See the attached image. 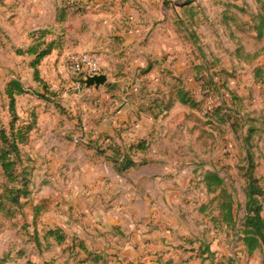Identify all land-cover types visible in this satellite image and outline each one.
<instances>
[{
  "label": "rangeland",
  "instance_id": "rangeland-1",
  "mask_svg": "<svg viewBox=\"0 0 264 264\" xmlns=\"http://www.w3.org/2000/svg\"><path fill=\"white\" fill-rule=\"evenodd\" d=\"M119 3L120 12L129 6V11L137 17L136 22L146 26L140 44L146 46L150 59L139 60L137 75L146 76L153 68L151 76L163 75L161 86L168 81L178 84L173 77L165 80L175 69L193 75L201 71L205 78H214L215 84L208 83L205 94H194L201 103L200 115H187L194 118L193 122L183 121V110L178 107L160 121V124L174 122L168 135L162 126L159 131L164 135L150 141L145 138L149 145L146 152L133 151V157L140 154L137 160L148 161L152 158L145 154H167L162 162L174 165L176 172L163 176L169 182L157 186L161 189L157 190L160 196L127 200L123 196L128 192L125 189L113 192L111 198L101 193L96 202L88 199L89 195L84 196L89 188L81 198L72 184L81 161L98 164L104 159V163L114 167L107 155L113 153L114 147L126 152L131 144L122 137V142L113 137L116 140L110 146L106 143L108 136L93 138L94 133L86 123L96 113L94 108L99 107L101 95L79 83L80 76L72 74L68 57L62 58L61 54L67 40L66 30L80 21L77 14L81 11L67 8L73 18L59 20L63 0H0V125L8 126L11 118L5 87L12 78L20 79L30 89L29 93L17 96L19 123L36 118L27 143L21 145L25 164L30 169L31 193L21 200L22 205L15 208L13 217L6 208L0 211V264H262V251L249 254L238 228L245 214L247 180L241 168L247 163L248 151L254 159V174L264 188V72L259 79L255 77L256 67H264V35L257 36L252 20L256 13L264 14V1L119 0ZM96 10L92 11L93 15ZM103 10L115 12L111 7ZM132 19L131 14L124 20ZM40 29H48L50 33L45 40H55L57 46L39 65L47 88L34 79L31 62L35 56L17 52L18 48L37 44ZM95 49L101 57V50ZM81 51L84 50L77 52ZM225 81L227 88L223 87ZM36 91L45 92L50 100L39 98ZM230 91L238 96V102ZM223 101L231 107L229 112L232 122L237 123L236 132L230 122L218 123L211 115L213 107ZM249 126L256 129L247 143ZM140 140L144 139L135 143ZM79 147L85 149L86 159L75 156ZM209 169L219 170L233 193L236 228L222 223L215 203L210 202L213 194L207 192L202 180ZM129 170L123 173L116 170L120 183L127 181L124 176ZM107 178L104 189L112 182V178ZM5 181L0 167V187ZM173 183L175 187L171 186ZM168 189L174 190L169 193ZM81 202L85 206L81 207ZM35 205L40 206L37 217H34ZM127 205L137 206L136 210L127 211L133 220V231L161 232L157 235L165 243L163 249L142 253L113 244L104 248L80 246L85 234L74 235L75 222L93 215L100 207L107 210L124 206L122 212H125ZM62 223L65 226L61 227ZM56 228L66 237L61 243L47 233ZM133 231L127 234L131 240Z\"/></svg>",
  "mask_w": 264,
  "mask_h": 264
},
{
  "label": "crops",
  "instance_id": "crops-1",
  "mask_svg": "<svg viewBox=\"0 0 264 264\" xmlns=\"http://www.w3.org/2000/svg\"><path fill=\"white\" fill-rule=\"evenodd\" d=\"M119 4V0H84L80 10L81 13L77 14L80 21L76 25L67 28L66 44L62 49V53H60L63 54L62 58L65 55L67 58L69 54L75 53V51L96 50L95 47L101 50L103 72L108 73L109 83L98 89L89 88L92 92L101 95L99 107L94 108L96 113L91 114L86 121L94 133L93 138H99L100 136L106 138L108 136L110 137L106 138L108 144L115 142L116 139L113 137L120 138L119 141L121 142L124 139V142L130 141V143L145 138L149 141L155 138L158 139L160 135H168L167 132H171V128H174L172 120L162 124H160V121L175 109L180 107L183 110V121L188 124L193 122L194 118L187 115L192 113L200 115V111L176 99L174 81H168L166 84L163 82L164 85L161 86L160 79L163 75L158 73L151 76L150 73L153 68L148 70L146 76L137 75L136 68L139 60L144 59V62H147L150 59L147 56L146 46L143 43L140 44L146 26L136 22L137 17L129 11V6L125 7L126 11L120 12ZM108 7H111L115 12H106V15L103 9ZM95 9H97V15H93L92 11ZM71 10H74V8H71ZM131 14L133 16L132 20H124ZM99 15H101V18L98 20ZM69 18H73L70 12L67 14L66 19ZM125 21H127L126 24H124ZM177 65L176 63L175 66ZM186 72L175 69V72L166 75L165 80L167 78L172 80V75L178 76L182 80L183 87L198 94L201 90V82L197 80L196 72L195 75ZM148 86H151V88L157 87L152 90L147 89ZM138 87L139 91H137ZM171 96L175 99L174 102L166 111L161 113L159 105L161 101H155V98L160 97L164 101H168ZM162 126L166 127V131H163L164 134L159 131ZM91 154L93 153L91 152ZM139 155H134V158L138 159L137 156ZM75 156L86 159L85 149L79 147ZM145 156L152 159L149 160L147 165L136 168L131 167L124 176L127 181L123 184L118 180V172H116L115 167L107 162V164L104 163V159V162L99 161L98 164L87 160L81 161L80 167L76 168V176L72 180V184L77 187L76 191L80 194V197L90 188L84 196L89 195L88 199L96 202L101 198V193H104L106 198H111L113 192L125 189L128 192L123 193V196L127 200H142L143 197L147 198L149 195L160 196L157 195V190L160 191L161 189H158L157 186L160 185V182H169V178L163 176L170 171L176 172L175 166L162 162L166 159L167 154L149 153ZM179 167L182 166L179 165ZM181 169L186 172L185 168ZM175 175L178 176L177 173ZM107 176L112 178V182L104 189L106 179H108ZM203 177L204 175L202 180ZM171 186L175 187V184L173 183ZM203 186L206 189L204 181ZM173 190L168 189L166 192L170 193ZM76 205L77 203L75 207ZM80 206H85V202H81ZM122 209H124V206L110 207L107 210H105V207L103 209L100 207L93 212V215L83 216L81 220L75 222L74 230L77 233H74V235L85 234L80 239V246L87 247V245H90L91 248H104L105 245L113 244L122 249L134 251L138 249V251H143L142 253L156 252V250L165 247L163 239L157 235L161 232L140 233L139 229L133 231V220L127 211L129 209L134 211L137 206L127 205L125 212H122ZM103 211L104 213H102ZM60 226L65 225L62 223ZM132 231L134 234L133 240L130 239V236H127Z\"/></svg>",
  "mask_w": 264,
  "mask_h": 264
},
{
  "label": "trees",
  "instance_id": "trees-1",
  "mask_svg": "<svg viewBox=\"0 0 264 264\" xmlns=\"http://www.w3.org/2000/svg\"><path fill=\"white\" fill-rule=\"evenodd\" d=\"M189 1V0H188ZM264 1V0H261ZM63 8L59 11V20L66 18L68 11L67 8H74V11H80L76 8V5L72 4L70 0H63ZM264 6V5H263ZM262 6V8H263ZM257 36L262 38L264 35V14L258 12L252 16ZM40 41L37 44L29 46L27 49L18 48L19 54L34 55V59L31 65L34 69V79L43 84L46 88L47 85L40 75L39 65L41 61L50 55L54 49H56V41L52 40L47 42L45 36L50 33L48 29L39 30ZM264 72V67H256L255 77L259 79ZM168 74H172L171 72ZM172 77L178 80V84H175L176 99L190 106L191 108L200 110L199 106L201 99H197L190 89H186L182 86V80L178 76L172 75ZM196 78L201 82L200 92L204 93L208 90V83H214L213 77H206L201 71L196 72ZM224 88H227L226 81L223 84ZM207 89V90H206ZM30 92L20 79H10L5 87V93L9 99L8 110L10 113L9 125H0V167L4 174L6 181L1 185L0 189V211L6 208L10 216L16 214L15 208L21 207L22 199L30 195V169L25 164V158L21 151V145L26 144L30 133L33 131L36 125V118L29 123L20 124V115L17 111V96L27 94ZM232 92V98L238 102L239 98ZM35 94L44 100H50L46 93L36 91ZM159 102L160 112L166 111L174 102V98L171 96L168 101H164L163 98H155V101ZM231 107L223 101L219 105L213 107L211 115L214 121L218 123L230 122V125L234 132L237 131L236 121L232 122V115L229 112ZM212 119V121H213ZM1 122V119H0ZM211 122V121H209ZM255 127L249 126L248 133L245 137L247 143L249 142L252 133L255 131ZM110 137H107V139ZM114 142L110 143L112 146ZM147 141L140 140L138 143H131L129 148L125 152L121 147H114L113 153L107 155V159L110 160L115 169L119 173H123L125 170L140 165H145L149 161L145 158L140 160L134 159L133 151L146 152L148 149ZM100 153H106V150L98 149ZM246 165L241 169L244 171V177L247 180L246 186V204L245 214L241 220L238 233L240 234V240L245 245L247 252L253 254L257 250L262 251V264H264V188L260 185L258 178L254 174L255 163L252 154L248 151L246 157ZM203 181L206 185L207 192L213 194L211 203H215V209L218 210L219 220L229 227L236 228L237 219L235 212V202L232 191L226 186L225 178L220 174L217 169H209L204 173ZM206 207V205H204ZM35 216L40 214V206L35 205ZM50 236L54 237L58 242H63L66 237L60 228L49 229L47 232ZM82 245V244H81ZM206 249H209L207 247ZM51 264V263H43Z\"/></svg>",
  "mask_w": 264,
  "mask_h": 264
},
{
  "label": "built area",
  "instance_id": "built-area-1",
  "mask_svg": "<svg viewBox=\"0 0 264 264\" xmlns=\"http://www.w3.org/2000/svg\"><path fill=\"white\" fill-rule=\"evenodd\" d=\"M84 0H70V2L76 7H82ZM70 63V69L72 74L79 75L81 83V78L86 77L87 74H99L102 72V59L100 54L96 50L81 51L76 53H71L68 56Z\"/></svg>",
  "mask_w": 264,
  "mask_h": 264
},
{
  "label": "water",
  "instance_id": "water-1",
  "mask_svg": "<svg viewBox=\"0 0 264 264\" xmlns=\"http://www.w3.org/2000/svg\"><path fill=\"white\" fill-rule=\"evenodd\" d=\"M109 75L106 72H102L99 74L89 75L87 74L86 77L81 78V81L85 84L87 88L95 87L100 88V86L105 85L108 81Z\"/></svg>",
  "mask_w": 264,
  "mask_h": 264
}]
</instances>
